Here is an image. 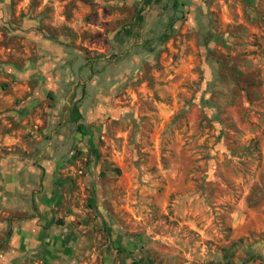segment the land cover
<instances>
[{"label":"rangeland","instance_id":"rangeland-1","mask_svg":"<svg viewBox=\"0 0 264 264\" xmlns=\"http://www.w3.org/2000/svg\"><path fill=\"white\" fill-rule=\"evenodd\" d=\"M0 264H264V0H0Z\"/></svg>","mask_w":264,"mask_h":264},{"label":"trees","instance_id":"trees-1","mask_svg":"<svg viewBox=\"0 0 264 264\" xmlns=\"http://www.w3.org/2000/svg\"><path fill=\"white\" fill-rule=\"evenodd\" d=\"M146 3H150V0H144Z\"/></svg>","mask_w":264,"mask_h":264}]
</instances>
